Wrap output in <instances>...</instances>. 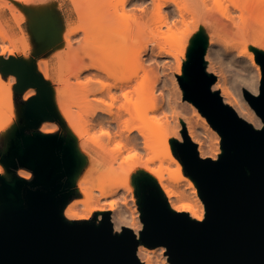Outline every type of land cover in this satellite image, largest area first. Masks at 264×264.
Here are the masks:
<instances>
[{"label": "rangeland", "instance_id": "obj_1", "mask_svg": "<svg viewBox=\"0 0 264 264\" xmlns=\"http://www.w3.org/2000/svg\"><path fill=\"white\" fill-rule=\"evenodd\" d=\"M1 1L2 0H0V9H1L0 12L2 13L4 11V7L7 12L6 11L3 12L4 16L3 18L0 19L1 22L0 24H2L0 28L3 29L4 26H5L4 28L8 27L5 30L7 32L10 30L11 27H13V29H15L14 31L18 33H15L12 28H11L12 31L8 32L12 36L17 35L16 39L14 38L15 40H17L16 44H13L16 45L17 47L12 45V48H15L14 49L15 53L13 56L10 55V51L8 50L3 51L2 49L3 47L1 46L3 44L2 43L3 41L0 39V44L2 43L0 45L1 46L0 48V174L5 176V178H7V180H9L10 182H14L18 178L33 180L35 176V172L30 166L20 161L19 159L20 150H22V148L28 142L29 138L34 135L57 134L62 136L65 139L66 143H70L72 145L77 157V166L74 175L71 177L72 185L69 190V199L68 202L63 207V211H62L66 219L71 221L97 220L98 222H100L103 217L104 212H100L98 208H95L87 216H84L85 210H84L83 200L85 199V195L80 190L81 180L86 181V185L88 186L108 184L114 179L135 184L137 190L136 197L139 201V204L137 205L138 206L137 213L140 215L141 219H142V215H141L142 212L140 205L138 179L144 175H149L156 181L163 195L166 197L169 205L171 202L173 207H177L182 203H184V201L182 200H178L177 202H172V198H170L162 190L160 183L154 176L148 174L147 172L142 171L141 169L131 167V164L133 162H136L138 159L134 156L135 154V152H133L134 150L132 149L130 150V148L122 149L123 153H122V157L120 158V161L124 162L123 164L124 167L121 168V172L118 175H112L110 178L105 180H100L94 176V175L98 176L99 171H101L98 170V168L103 169L101 164L103 151L101 146L98 144L99 135H102V133L100 132H102L103 130L100 126L97 125L98 99L100 96L99 75L97 74V68L85 69L80 73L79 76L76 75L74 76V74L76 73V70L79 64H81V62L88 63L93 60L96 61L97 56L99 55H101L100 57H103L104 59L108 58L110 60L109 56L112 54L113 55L116 54L115 52L116 50L113 51L111 46H110L111 49L107 48L106 46L103 47L104 49L102 48L103 50L101 51L103 52H100L101 54H99L100 50L98 48L94 51L93 56L91 58L84 59L83 55L86 54V48L84 46V41H86L85 32L81 30L75 35L71 36L72 38L71 44H67L63 39V36L64 34L68 33V28H70V26H72L73 24L74 25L77 24V21H79L80 18L79 16L83 11L82 9L85 10L83 11L84 13L81 17H83V19L87 22V27L89 31V36L87 40L88 41L93 40L95 38H98L101 34H103L100 33L101 29L100 30L97 29V0H93V2L91 1V3H87V5L89 4V6L83 7L81 9L82 11L80 9L79 11H77L78 10L77 4L73 0H13V2L15 3L13 4L15 5V7L14 6L12 7L13 9L12 8L10 9L11 7L10 5H12L10 3H12V0H8L9 2H6L5 0L6 3L5 6L4 4H2ZM146 1L149 2V3L146 2V4L150 5L149 8L151 10L150 13L151 15L150 14L148 15L149 18L148 20H146V22L144 20V22L147 23L144 26V29H142L144 30L145 36L142 35L143 37H141V39L139 37L141 41L139 39H136L135 42L133 40L132 41L133 43L131 42L129 44V46L132 47L135 45H140V42L141 44L142 43L144 44L145 40H146L145 43L151 44L149 45L150 47L149 50H147V52L143 55L144 63L138 60H134L135 62L132 63L131 61L132 58L129 57L128 59L127 57L128 54L131 55V53H127L125 51V54H123V52L117 51V53H121L127 56H125L126 60L124 59L126 62L123 61L126 64V66L124 65V63L118 64L116 62L120 67L119 69L118 65L116 64L115 66L117 70L116 76L118 75V77L122 76V78H130V79L135 78L132 79L134 81L132 82L133 83L137 82L139 88L142 90L143 92L142 96L139 94H135V97H137V103L134 106L135 110L147 107L152 103H157L158 105L157 109L155 111H150L149 118L151 119L152 124L158 133L165 131L167 127H169L170 123L168 124L167 122L168 120H171L173 118V114H175L176 120H178L179 123L180 122L186 123L188 121L197 122L202 128L210 132L211 129L212 130L214 129L213 125H212L213 128L206 126L201 116L199 115L200 113L203 114V112L192 100L185 98V90L181 85L179 79L180 76L184 77L186 75L185 68L187 62L190 59L191 49L193 48V46H195L198 37H203L205 39L206 46L210 39L215 38L216 41L212 45L213 53L216 52L214 54L215 55L217 54L216 56H218L217 58L218 61L223 63L224 66L227 68V72H224V74L227 75L225 76V78H227V80L229 81L231 80L233 81L235 73L238 70H241L240 68H238L237 65L240 63V61L236 62V59L238 60L240 59L242 61L247 62L253 68L255 67V65L251 63L250 57L247 55H243L241 53V50L247 47L245 46L246 43L249 46L253 45L255 47H258L255 49L256 55H257V50L264 51V8L261 12H257L256 15L252 17L251 14L254 12V8H251L250 6L249 7L247 6L248 7L247 8L246 6H244V9L241 10L232 6V4L230 5L229 4L230 0H226V1L222 0L226 2V6H228L229 4L230 5L229 7L224 6L225 4L222 1L220 2L222 3V8L225 7L223 11H221L222 8L220 9L218 8V6L220 5H218L217 1L215 4H217L218 6L216 5L217 8L215 7V4L213 3L215 0H212L213 2L210 1L209 3L210 5L207 8L206 7L202 8L199 6L200 4L197 3V7L195 11L193 13L187 14L185 21L179 22L178 20L179 23H176V25H174L175 24L174 23L171 26L170 29L173 28V30L167 32L168 35L165 34L169 36V37L165 36L167 38L166 43L162 42L167 47L168 46L176 47L181 43L189 44V47L186 50V59L183 61L184 73L181 75L178 72V68H179L178 67L179 62L177 64L178 60H176L175 57H173L171 54L168 53L165 54V52H162L163 55L162 54L160 55L159 53L156 54L158 48L156 47V45L154 48L153 45L156 41H154V43H150L154 38L153 37L154 34L157 33L155 32V30L153 31V27H155V29H159L160 27L164 30L166 29L165 27H169L167 25L171 22L170 21L171 19L173 22V19L179 16L176 14L178 13V11H174L173 15L170 14L174 8L173 5L175 3L172 5V2H170L168 3L169 5L163 7V10L165 12L168 11L166 13L167 14L169 13L168 14L169 16L166 13L165 14L163 13V15H167L168 17L167 18L163 17L162 18L163 20L161 19L162 21L160 22L159 19L156 17L159 22L158 23L156 21L157 22L156 23L154 20L155 19L154 16H156V14L152 17V15L154 14V13L152 14V11L154 9L153 3L150 2L149 0ZM182 1L183 3L191 5V0H182ZM7 3H9L10 5L8 4L9 5L8 6ZM135 5H139V4H135L133 0L131 3L128 4L127 8L128 9L130 8L132 11V9L136 8ZM263 6H264V0H263ZM73 8H75V11ZM226 8H229L228 9L229 11L230 10L233 11L231 15L235 14L234 16L237 17L238 19L244 13L248 17L246 27L244 28V26L242 25L243 23L242 17H240L242 18L241 20L239 19L242 22L241 24L239 23V20L237 21V18H236L237 22L235 21V19L232 20V18H229ZM14 9L16 15L12 13L13 12L12 10ZM225 10L226 12H224ZM136 11L135 13H137V17H138L139 12L141 11L140 9H137ZM78 12L80 13L78 14ZM132 13L133 11L131 12V14ZM238 15L240 16L238 17ZM0 16L2 17V14ZM70 17L72 18L74 17V18L72 19ZM150 17L153 18V20ZM134 18L132 19L131 17L130 19V17H126L125 19H122L124 21H122L120 26H118L119 29H125L128 27L131 28L133 27L132 29H136L137 24L134 21ZM146 18L147 17H145V19ZM2 19L3 20L6 19L8 21L4 20L6 21L4 22ZM139 19H144V18L139 17ZM164 19H168V20L164 21ZM9 20L12 22H9ZM137 21L138 23H140L139 20ZM197 22L200 25V29L197 26ZM11 23L13 24L11 25ZM155 23L157 26L160 23L162 25L160 24L157 27L155 26ZM166 23L168 24L166 25ZM170 29L167 28V30ZM185 30L186 33L184 34L183 32ZM104 31L106 33V29ZM107 31L110 32V30L108 29ZM118 32H115V34ZM139 33H140L139 36H141V32ZM181 33L183 34L184 39L180 37ZM157 36H159V34L156 35V38L154 39H157L158 42ZM162 37L164 39V35ZM219 37L227 41L225 42L221 38L218 41L217 38ZM159 38H161V36ZM148 39H150L149 40L150 42L149 41L147 42ZM230 40L235 43L237 42V44L234 45L235 43L233 44V42L229 43ZM157 42L155 44H157ZM160 42H158V45ZM224 42L226 43V45L224 44ZM227 42L229 44H227ZM230 44L231 47L229 46ZM152 46L155 50L157 48L155 53L154 51L153 53L151 51ZM224 46L226 47L228 46V47L225 48ZM229 47L231 49L227 50ZM109 50H111V52ZM112 51L114 53H112ZM229 52L233 55V57L235 56V58H232V61H228L227 59ZM1 55H3L2 58ZM108 59L104 61L107 62ZM112 60H114V58H111V61L108 63L114 64L113 62L115 61L112 62ZM129 60L131 61L132 64H129ZM211 60L212 59L210 57L206 59V54H205L206 70L208 73L215 74L217 81L219 78H222V76H220L221 70H219L217 67L212 68ZM233 60L235 61V64ZM220 62H218V64ZM120 65L122 66L124 65V66L122 67ZM9 68H17L19 70H23L24 72L23 76L24 75L25 76L19 78L17 76L16 77L11 76L10 73H8L10 70ZM228 70L231 72V74ZM158 76H160V78H158ZM262 76H263V70L261 66V77ZM119 79H121V77ZM216 81L213 83L212 89L214 91L219 90L225 100L226 94L222 91V89H220L218 86L215 85ZM137 83L135 84L137 85ZM244 89L245 88H243L241 92L245 97ZM119 90L117 89V92ZM152 95H154V97L151 98L150 96ZM83 96L85 97L83 98ZM120 99L119 101H116L114 103L115 106L123 103L124 98L120 97ZM108 100L110 101V99ZM225 102L230 104L232 107H234L242 117H244L249 122L257 126L256 122L252 121L245 114V111L238 106V104H236L235 102L231 103L226 100ZM119 105L117 106V108L120 107ZM29 110L31 112H29ZM115 110L117 109L115 108ZM34 112L37 113V115L33 114ZM145 122L146 120H142V118H139L135 121V124L137 123L140 127H143V124H145ZM136 131L137 130H135L133 133L137 134L138 132ZM121 138L122 137H118L117 140L111 143L110 149L113 151V154L118 153L117 152L118 146L120 143H122L120 141ZM174 140H179V139L176 137L171 139V144L173 146V149L175 150L173 144ZM179 141H183V140H179ZM214 142H215L214 150L216 148L215 150L217 151L216 154L220 156L224 151L222 146L221 133L215 135ZM161 151H162V147L160 143L157 146L156 151H149V152L147 151V153H144L142 160L145 161L151 159L149 165L154 169H159L161 166V161L156 156V152L160 153ZM130 155L132 156V158L133 157L134 158L133 159L130 158L128 160V158L131 157ZM175 155L181 160L176 150H175ZM12 156H15V162H13L11 165L8 166L6 162ZM181 162L183 163L182 160ZM167 165H169L168 162L164 161V166H165L164 173L166 177L165 181L169 184L171 188L177 189V184H175L173 180L168 178L169 172L166 169ZM171 167H176V165L171 164ZM183 170L185 171V176L190 177L193 182L190 183L189 180L185 179L182 182H180L179 185L183 188L190 189L188 192L191 193L195 199L196 198L201 199L202 196L197 179H195V177H193L190 173L187 172L184 163H183ZM125 192L129 201L133 203L131 198L132 192L127 191L126 189ZM69 205L76 207L75 210L77 211L78 215L74 217H70L66 214L65 209ZM94 205H96L97 207L100 206L97 204ZM152 248H155V250H157L156 255L162 263L168 264L169 262H171L168 249H166V251L164 252H161V249H158L156 246ZM166 254H168L167 257H165Z\"/></svg>", "mask_w": 264, "mask_h": 264}, {"label": "water", "instance_id": "obj_2", "mask_svg": "<svg viewBox=\"0 0 264 264\" xmlns=\"http://www.w3.org/2000/svg\"><path fill=\"white\" fill-rule=\"evenodd\" d=\"M206 41L198 37L180 82L222 134L223 153L201 156L186 126L174 147L197 179L206 204L203 220L170 207L149 175L138 179L144 228L115 230L111 212L97 220L71 221L62 211L69 199L77 157L57 134L34 135L19 159L33 180L10 182L0 174V264H145L140 243L166 245L172 264H264V125L257 127L212 89L216 75L205 65ZM263 76L259 94L247 100L264 121V51L257 50ZM15 162L10 157L6 164Z\"/></svg>", "mask_w": 264, "mask_h": 264}, {"label": "bare ground", "instance_id": "obj_3", "mask_svg": "<svg viewBox=\"0 0 264 264\" xmlns=\"http://www.w3.org/2000/svg\"><path fill=\"white\" fill-rule=\"evenodd\" d=\"M73 1H75L77 4V7H78L77 11H79V9L81 10L83 7L89 6V4L87 5V3H91V1L93 2V0H73ZM132 1L133 0H97V29L98 30L101 29L100 30L101 32L100 31L99 32L103 33L101 35L99 34L100 36L98 38H95V39L89 40V41L87 40L88 36H89L87 22L83 19V17H81L83 15V13H84L83 11L85 9H82L83 11L81 10L82 13L80 14V16L78 15L81 19L79 18V21H77V24H75V25L73 24L74 26L71 24L72 26H70V28H68V33L64 34V36H63V39L65 40V42L67 44H71V40H72L71 36L75 35L76 33H78L81 30L85 32V40L86 41H84V46L86 48V54L83 55L84 59L91 58L93 56L94 51L98 48L100 50L99 54H101L100 52H103L101 50H103L104 49L103 47H106V46L109 49H111V47H112L113 51L116 50L115 51L116 54L110 55L112 57H110L108 55L110 60L107 58L108 59L107 62L104 61L107 59L100 57L101 55L97 56L96 61L93 60V61H90L88 63L81 62V64H79V66L76 70V73L74 74V76L75 75L79 76L80 73L85 69L97 68V74L99 75V83H100L99 94H100V96L98 99L97 125L100 126L103 130L102 132H100V133H102V135H99V139H98V144L101 146L102 151H103L102 152V158H101L102 159L101 164H102L103 169L98 168V170H101V171H99L98 176L97 175H94V176L100 180H105V179L110 178L112 175H118L121 172V168L124 167V165H123L124 162L120 161V158L122 157V153H123L122 149L123 148H127V149L130 148V150L131 149L134 150L133 151V152H135L134 156L138 159L136 162H133L131 164L132 168L141 169L142 171L147 172L148 174L154 176L158 180V182L160 183L162 190L170 198H172V202H177L178 200L184 201V203H182L181 205H179L177 207H173V205L170 202V207L172 209L177 210V211H186L190 214V216L192 218H195L198 220H203L205 218L206 212H207L206 205H205L203 198H201V199L196 198L195 199L194 196L188 192L190 189L183 188L179 185L180 182H182L185 179L189 180L190 183H192L193 181L190 177L185 176V171L183 170V163L175 155V150L173 149V146L171 144V139L176 137L179 140H183L184 139L183 128L186 126L190 137L197 143L198 150H199L201 156L212 157L214 159H217L219 157V155L216 154L217 153V151H215L216 148L214 150V147H215L214 138H215L216 134L220 133V131L218 129L214 128L213 130L211 129V131L209 132L206 129L202 128L197 122H193V121H188L186 123H183V122L179 123V121L176 120L175 114H173V118L171 120H168V122H167L168 124L170 123L169 127H167V129L165 131L158 133L157 130L154 128L151 119L149 118L150 111H155L157 109V107H158L157 103H152V104L148 105L147 107L135 110L134 106L137 103V97H135V94H139L142 96L143 92L139 88V85L137 82H135V83H137V85L135 83H133L134 81L132 79H135V78H131V79L130 78H122V76H120L121 79H119L120 77H118V75L116 76L117 70L115 68L117 63L122 64V63H124L123 61L126 60L125 56H127V55H123V54H125V51L127 53H131V55L128 54L127 57H128V59H129V57L132 58L131 59L132 63L135 62L134 60H138V61H141L142 63H144L143 62V55L147 52V50H149V48H150L149 45H151V44L145 43V41H146L145 40L144 44L143 43L141 44V42H140V45H135L132 47L129 46V44L133 40L135 42L136 39H139V37L141 39V37L145 36L144 30H142V29H144V26L147 24L145 22H146V20H148V18H149L148 15L151 13V10L149 8L150 5L146 4V2H148V1H146V0H134L135 4H139V5H135V7L137 9H140L141 12H139L138 17H137V13H135V11L137 9L135 8V9H132L133 13L131 14L132 11L130 8L128 9L127 6ZM149 1L152 2L153 6H154V9L152 11V14L153 13L154 14L152 15V17L156 14V16H154L155 22L156 21L158 22V19L160 22L163 20L162 19L163 17L167 18L169 16L168 15L169 13L168 14L166 13L168 11L165 12L163 10L164 6L169 5L168 3H170V2H172V5L175 3L173 6L177 10H175L173 8V10L171 11L170 14L173 15L174 11H178V13H176V12L175 13L179 16L176 17L175 19H173V22H172V19L170 16V19H171L170 20L171 22L169 23L170 25L168 23H166V25L168 24L167 26H169V27L164 26L166 28L164 30L160 27H159V29H155V27H153V31L155 30V32H157L155 34L156 35L159 34V36H157L158 42L161 41L159 43V45H158L157 39H154V38H156L155 34L153 36L154 38L151 37V38H153V40L150 42L149 41L151 39L150 38L147 40V42L148 41L150 43H154V41L157 42V44H155L156 43L155 42L153 45H154V48L156 45L158 50L156 48V50H157V52H156V50L152 46L151 47L152 53L154 51V53L156 52V54L159 53L160 55L161 54L163 55L162 52H165V54L168 53V54H171L173 57H175V59L178 60L177 64L179 62L178 72H179V74L182 75L184 73L183 61L186 59V50L189 47V44L181 43V44L177 45L176 47H172V46L167 47V46H165V44H163V43H166V40H167V38L165 36L168 35L167 32L173 30V28L172 29H170V28L174 23H175L174 25H176V23L185 21L187 14L193 13L195 11V9L197 7V3L200 4L199 5L200 7H202V8L206 7L207 8L210 5L209 4L210 1H212V0H191V5L183 3L182 0H180V1L179 0H149ZM216 1H217L218 5H220V6L215 4ZM221 1L222 0H215L214 2L213 1L212 2L215 4V7L217 5L218 8L220 9V8H222V3H220ZM230 1H229L230 5L232 4V6L238 8V9H241V10L244 9V6H246V7L250 6L251 8H254V12L251 14L252 17H254V15H256L257 12H261L264 8L263 0H230ZM1 2L5 6V4H6L5 0H4V3H3V0ZM6 2H9V1L6 0ZM75 2H73V3H75ZM212 2H211V4H212ZM222 2L225 4L224 6H226V2H224V1H222ZM8 4L9 3H7V5ZM10 4H12V5H10ZM10 4H9L11 6L10 9L13 6L15 7V5H13V4H15L13 2V0H12V3H10ZM229 4L226 7H229L230 6ZM224 8L225 7H223L221 9V11H223ZM73 9L75 11V8H73ZM226 9L228 12L227 13L228 17L232 18V20L235 19V21H236L237 17L234 16L235 14L231 15L233 11H231V10L229 11L228 10L229 8H226ZM127 10H129V11H127ZM4 11H6L5 7H4ZM12 11H13L12 13L14 15H16L15 9ZM3 12L2 13L0 12V15L2 14V17L0 16V19L3 18V16H4ZM119 12H122V13H119ZM127 12H128V14H127ZM169 12H170V10H169ZM224 12H226V10ZM79 13L80 12H78V14ZM163 13L164 14L166 13L168 16L163 15ZM240 15H238V17ZM6 16H7V14H6ZM126 17H130V19H131V17H132V19L135 17L134 21L137 24L136 25L137 28L135 27L136 29H132L133 27L132 28L128 27L125 29H119L118 26L121 25L122 21H124L122 19H125ZM139 17L144 18V19H139ZM145 17H147V18L145 19ZM240 17H242L243 19ZM240 17H239V19L240 20L242 19L243 23L238 18H237V21L239 20V23L240 24L242 23V25L245 28L246 23L248 21V17L244 13ZM70 18H72V17H70ZM151 19L153 20V18H151ZM4 20H6V19H4ZM137 20H139L140 23H138ZM144 20H145V22H144ZM165 20H168V19H164V21ZM178 20H179V22H178ZM6 21H8V20H6ZM6 21H4V22H6ZM9 22H12V21L9 20ZM114 23H115V25H114ZM156 23H155V26H157ZM7 24H10V23H7ZM12 24L13 23H11V25ZM160 24H158V26ZM1 25L2 24H0V27H1ZM116 25H117V28H116ZM197 26L200 29V25L198 24V22H197ZM4 27H3L4 30L2 28H0V39L3 41L2 42L3 44L1 43L2 45L1 44L0 45L3 47L2 48L3 51L8 50V51H10V55L13 56L15 53L14 52L15 48H12V45L16 44L17 40H15V39H16L17 35L12 36L11 34L8 33L9 31H12L11 28L13 29V27L10 26L11 28L9 27L10 30L7 32L5 30L8 27H6V28H4ZM102 27H103V29H102ZM108 27H110V28H108ZM104 28L106 29V33L104 31L105 30ZM167 28L170 30H167ZM107 29L110 30V32L113 30L112 31L113 33L112 32L110 33L109 31H107ZM14 30L15 29H13V31ZM151 30H152V28H151ZM165 31H166V33H165ZM14 32L18 33L16 31H14ZM115 32H118V33L115 34ZM139 32H141V36H139L140 35ZM183 33L185 34L186 30ZM165 34H167V35H165ZM152 35H153V32H152ZM163 35H164V39L162 37ZM160 36H161V38H159ZM136 37H138V38H136ZM167 37H169V36H167ZM180 37L182 39H184L182 33L180 34ZM220 38L221 37L217 38L218 41ZM221 39H223V38H221ZM223 40L225 41V39H223ZM215 41H216L215 38L210 39L207 46H206V59L210 57L212 59L211 60V67L212 68L217 67L219 70H221L220 76H222V78H219L216 81L215 85L218 86L220 89H222V91L226 94V99H225L226 101H229L231 103L235 102L236 104H238V106L241 107L245 111V114L252 121L256 122L257 127H262L264 125L263 119L257 113L255 108L250 104V102L243 96V94L241 92V90H243V88H248L252 92H254L255 94H259V92H260L261 81H262L261 64L257 62V55H256V51H255V49L258 47H255L253 45L249 46L246 43L245 46H247V47L243 48L241 50V53L243 55H247L250 57L251 63H253L255 65L254 68L258 72H256L255 69L251 65H249L247 62L242 61L240 59L239 60L236 59V62L240 61V63L237 65H238V68H240L241 70H238L236 73L234 72L235 76H234L233 81L232 80L229 81V80H227V78H225V76H227V75L224 74V72H227V68L224 66L223 63L218 61V59H217L218 56H216L217 54L216 55L214 54L216 52L213 53V46L212 45L215 43ZM225 42H224V44L226 45ZM232 42L233 41L230 40L229 43H232ZM229 43L227 42V44H229ZM234 43L235 42H233V44ZM236 44H237V42L234 45H236ZM1 46H0V48H1ZM13 46L17 47L16 45H13ZM229 46L231 47V44ZM224 47L227 48L228 46L227 47L224 46ZM230 47L227 50H230L231 49ZM107 48H106V50H107ZM109 51L111 52V50H109ZM113 51H112V53H114ZM117 51L123 52V54L117 53ZM102 56H103V54H102ZM222 56H220V57H222ZM2 57H3V55H1V58ZM111 58H114V60H112V62L115 61V62H113L114 64L108 63L111 61ZM232 58H235V56L233 57V55L229 52L228 56H227L228 61H232ZM131 61L129 60V64H132ZM218 62H220V63L218 64ZM163 63H164V61H163ZM228 63H230V62H228ZM234 64H235V61H234ZM124 65L126 66L125 63H124ZM120 66H122V65H120ZM118 67H119V65H118ZM161 67H162V65H161ZM9 69L10 70L8 73H10L11 76H14V77L17 76L18 78L25 76V75L23 76V74H24L23 70H19L17 68H9ZM119 69H120V67H119ZM230 74H231V72H230ZM158 78H160V76H158ZM117 89L118 90L120 89L122 92L120 90H119L120 93H119V91L117 92ZM237 95L239 98L237 97ZM84 97L85 96H83V98ZM120 97L124 98L123 103H121V101H120L121 104L120 105L118 104L120 107L117 108L118 105L115 106L114 103L116 101H119ZM150 97L152 98V97H154V95H152ZM108 99H110V101ZM120 100H122V99H120ZM115 108L117 110H115ZM199 115L201 116V118L204 121L206 126L213 128L212 124L210 123V121L208 120V118L205 115H203L202 113H200ZM139 118H142V120H146L145 124H143L144 128L140 127L137 123L135 124V121ZM132 123H134V124H132ZM101 128H100V130H101ZM135 130H137L136 131V132H138L137 134L133 133ZM118 137H122L120 140L122 143H120L118 146V151H117L118 153L113 154V151L110 149L111 143L113 141L117 140ZM160 143H161L162 151L160 153L156 152V156L160 159L161 166L159 169H154L149 165V162L151 159L144 161V160H142V158H143V154L147 153V151L148 152L149 151H156L157 146ZM130 158H132V156L129 157L128 160ZM164 161H167L169 164L166 167V169L169 172L168 178H170L171 180H173V182H175V184H177V189L171 188L169 186V184L165 181L166 177H165V173H164V170H165ZM171 164H175L176 167H171ZM124 188L127 191L132 192L131 198H132L133 203H131L129 201ZM123 189H124V191H123ZM80 190L85 195V199L83 200L84 210H85L84 216H87L95 208H98V210L100 212L111 211V216H112V220H113L114 227H115L116 231H121L124 226H129V227L134 229V231L138 234V236L141 235V231L144 228V220H142L140 215L137 213V208H138L137 205L139 204V201L136 197L137 190H136L135 184L129 183V182H123V181H120L118 179H114L111 182H109L108 184H100L97 186H95V185L88 186V185H86V181L81 180L80 181ZM94 204H97L100 206L97 207ZM75 208L76 207L69 205L65 209L66 214L70 217H74V216L78 215ZM156 247L158 249H161V252H164L167 249L166 245H158ZM156 251L157 250H155V248H152L143 242L140 243V245L138 247V254H139L141 260L145 264H164L158 259L157 255H156ZM167 255L168 254H166L165 257H167ZM168 264H172V263L169 262Z\"/></svg>", "mask_w": 264, "mask_h": 264}, {"label": "crops", "instance_id": "obj_4", "mask_svg": "<svg viewBox=\"0 0 264 264\" xmlns=\"http://www.w3.org/2000/svg\"><path fill=\"white\" fill-rule=\"evenodd\" d=\"M29 112H31V111L29 110ZM33 114L37 115V113H35V112Z\"/></svg>", "mask_w": 264, "mask_h": 264}]
</instances>
